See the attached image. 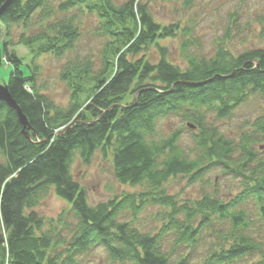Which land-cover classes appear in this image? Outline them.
<instances>
[{"label": "trees", "instance_id": "16d2710c", "mask_svg": "<svg viewBox=\"0 0 264 264\" xmlns=\"http://www.w3.org/2000/svg\"><path fill=\"white\" fill-rule=\"evenodd\" d=\"M150 1L13 0L0 17L1 60L12 67L4 84L30 128L0 103V264H80L98 247L113 264H239L255 256L264 264V114L236 139L211 125L264 97V50L235 56L220 47L182 69L160 42L179 27L155 21ZM34 16L41 25L30 34ZM86 16L97 20L99 63L75 56L63 67L70 100L60 107L38 84L33 61L9 53V33L22 26L18 43L33 58H62L75 50ZM152 48L158 61L148 58ZM171 117L197 131L195 152L180 147L184 128L161 137L157 126ZM98 151L111 153L119 184L147 189L91 206L72 165ZM216 168L240 181L239 193L178 200L166 190L170 180L195 184ZM51 191L70 211L47 220L36 209ZM149 206L161 223L154 233L135 224Z\"/></svg>", "mask_w": 264, "mask_h": 264}, {"label": "rangeland", "instance_id": "374dc122", "mask_svg": "<svg viewBox=\"0 0 264 264\" xmlns=\"http://www.w3.org/2000/svg\"><path fill=\"white\" fill-rule=\"evenodd\" d=\"M59 0H56L58 2ZM117 4L127 0H113ZM146 3L147 0H137ZM155 21L162 25H178L179 31L173 38L160 41L161 46L167 48L168 59L174 65L185 69L192 61H200L212 57L216 49L224 47L231 54L239 56L253 50H264V0H154L150 1V10ZM97 20L94 17L86 16L82 19L81 38L75 50L62 58L51 54H45L33 58L29 51L18 43L19 35L23 30L22 26L12 27L9 33L10 42L13 46L9 53H16L24 63L33 61L38 68V84L45 90V94L53 103L60 107H66L70 100L68 85L62 80L63 67L75 56L83 58L93 56L98 62L99 51L102 40L96 34ZM41 24L34 16L31 19L30 34L35 33ZM2 41L7 38L4 28L1 29ZM2 47V44H1ZM156 48L148 52L151 61H158ZM10 62L3 58V65L0 70V83L8 81L12 72ZM133 96L128 101H132ZM264 114V97L255 95L239 106L225 120L211 118V125L216 127L226 137L236 139L242 133L250 130V125ZM158 131L161 137L167 136L170 132L184 128L181 146L186 152H195V141L192 132L195 129L188 127L178 117H171L160 121ZM260 149V146L256 147ZM264 152V150H260ZM195 156V155H193ZM113 157L110 154L104 156L97 152L88 164L76 158L72 165L74 179L80 184L88 195L91 206L112 201L113 198L126 194L140 193L147 187H130L121 185L114 176ZM240 181L230 175L222 174L220 168L213 169L202 181L189 184L188 178L179 177L170 180L166 184L169 195H175L178 200H200L204 194L217 195L227 198L229 195H236L240 192ZM158 208L147 207L138 216L135 224L144 232L154 233L161 225L156 220ZM63 211H70V206L59 199L53 191L39 204L36 209L39 217L47 220L57 219ZM71 215V212H69ZM125 220L132 219L130 213L126 212ZM70 221L75 220L70 217ZM264 228V225H263ZM104 251L98 247L90 252L81 255L80 264H113ZM259 259L257 256L239 264H255ZM195 264L199 261L196 259Z\"/></svg>", "mask_w": 264, "mask_h": 264}, {"label": "water", "instance_id": "95a60500", "mask_svg": "<svg viewBox=\"0 0 264 264\" xmlns=\"http://www.w3.org/2000/svg\"><path fill=\"white\" fill-rule=\"evenodd\" d=\"M3 0H0V2H2ZM13 2V0H6V3L4 4V6L0 9V17L2 16V14L4 13V11L7 9V6H9L11 3ZM2 37V31H1V26H0V38ZM1 39H0V70L2 67V53H1ZM9 89L7 87V85L5 84H1L0 83V103L4 102L6 103L11 109L15 110L18 114L20 123L24 126L29 128L28 125V121L26 119V117L24 116V114L22 113V110L20 109V107L18 106V104L16 102H14V99L12 98L10 92H8ZM29 138V137H28Z\"/></svg>", "mask_w": 264, "mask_h": 264}]
</instances>
